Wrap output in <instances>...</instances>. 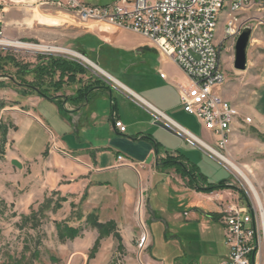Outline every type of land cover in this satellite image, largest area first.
Returning a JSON list of instances; mask_svg holds the SVG:
<instances>
[{
    "label": "crops",
    "instance_id": "obj_1",
    "mask_svg": "<svg viewBox=\"0 0 264 264\" xmlns=\"http://www.w3.org/2000/svg\"><path fill=\"white\" fill-rule=\"evenodd\" d=\"M8 1L19 4L18 0ZM37 1L40 6L56 8L44 3L57 0ZM9 10L7 0H0V28L5 23L3 15ZM13 23L15 28H21L19 35L35 39V21L25 18V12H15ZM70 29V38L49 37L45 41L71 53L46 56L75 60L86 68L87 74L76 77L80 83L62 86L52 99L30 90L26 95L15 92V102L28 110L15 112V120L25 125L26 133L35 123L44 127L48 139L41 154L51 148L61 158L60 164L68 175L74 173L76 185L85 189L97 214L119 204L131 215L138 212L144 225L140 264H226L228 249L220 213L240 205L237 193L230 189L198 192L187 185L180 169L160 165L164 160L179 158L206 184L227 181L215 183L201 173L202 161L211 156L156 123L147 108H154L187 134L211 144V134L181 109L180 91L187 88V77L138 34L96 22H78ZM94 82L95 88L83 101H74L78 88ZM253 93L261 95L248 107V118L264 113V77ZM115 120L125 126L124 134L115 129ZM21 140L23 137L18 136L15 144ZM118 156L122 162L117 161ZM225 186L230 185L225 182ZM166 204L174 207L168 210ZM180 208L186 209L180 213Z\"/></svg>",
    "mask_w": 264,
    "mask_h": 264
},
{
    "label": "rangeland",
    "instance_id": "obj_2",
    "mask_svg": "<svg viewBox=\"0 0 264 264\" xmlns=\"http://www.w3.org/2000/svg\"><path fill=\"white\" fill-rule=\"evenodd\" d=\"M82 1L93 7H105L114 4L116 0ZM7 2L11 10L3 15L5 23L0 28V40L15 41L28 47L15 48L0 44L1 57L8 56L20 63L35 65L36 61L33 60L36 55L71 53L66 48L45 41L49 37H71L70 28L78 22L68 14L66 8L49 9L30 0L13 3L15 5L8 0ZM20 11L25 12V18L34 21L36 14H42L58 17L62 22L59 27L52 28L35 21L36 37L28 38L26 35H19L21 28H15L13 23L15 12L20 14ZM223 11L218 13L216 43L220 45V62L225 83L216 90L222 92L223 98L236 108L239 125L231 130L229 144L221 156L247 175L259 196L264 217V113L257 118L246 117L248 107L261 95L253 91L257 90L264 77V4L250 6L233 16L236 26L240 28L239 35L244 29H250L246 69L243 72H237L233 68L234 44L239 35L235 40H223V23L227 20ZM42 47L51 49L45 50ZM0 66V123L10 126L5 143L2 144L0 140V150L3 152L0 157V264H140L144 225L138 212L133 211L131 215L119 204L97 214L93 209L95 204L88 202L89 196L85 189L76 185L74 173L68 175L60 164L61 158L54 155L51 148L41 154L48 139L44 127L35 123L30 132L26 133L25 125L20 120H15V112L28 111L15 102V92L26 95L27 91L7 77H2L11 75L13 78V68L2 62ZM27 80L30 81V78ZM244 118L251 123L243 124L241 120ZM15 123L18 126L17 133ZM18 136L23 137V140L15 144ZM59 156L63 159L65 157L61 154ZM210 156L211 159L205 157L202 161L201 173L215 183L227 179L225 182L230 186L225 189L235 191L239 200L242 197L240 206L256 210L259 224L263 227L259 207L245 183L228 165ZM12 161L20 166H14ZM218 173L222 177L217 178ZM48 201L50 203L47 207ZM165 207L171 210L174 205L166 204ZM184 209L186 208L177 211L181 213ZM92 212L100 223L111 221L113 226L98 229L92 220H86L87 215ZM33 215L35 217L30 219ZM57 223L75 229L77 235L70 240L61 241L55 227ZM261 248L264 259V237ZM263 259L260 264H264Z\"/></svg>",
    "mask_w": 264,
    "mask_h": 264
},
{
    "label": "built area",
    "instance_id": "obj_3",
    "mask_svg": "<svg viewBox=\"0 0 264 264\" xmlns=\"http://www.w3.org/2000/svg\"><path fill=\"white\" fill-rule=\"evenodd\" d=\"M44 4L66 8L68 14L82 24L102 23L138 34L150 42L160 57L171 60L188 79L187 88L180 91L181 109L211 134V144L187 134L154 108H147L153 112L156 123L221 161L228 146L225 129L234 130L239 125V114L216 90L225 83L220 45L216 43L218 12L220 7H230V14L223 23V40H235L240 28L233 16L250 6L264 4V0H232L229 5H221V0H118L105 7L86 6L77 0ZM242 123L251 121L244 118ZM114 127L120 134L126 131L117 120ZM117 161L122 162L123 158L118 156ZM220 215L228 249L226 264H260L264 229L256 210L234 205L222 210Z\"/></svg>",
    "mask_w": 264,
    "mask_h": 264
},
{
    "label": "trees",
    "instance_id": "obj_4",
    "mask_svg": "<svg viewBox=\"0 0 264 264\" xmlns=\"http://www.w3.org/2000/svg\"><path fill=\"white\" fill-rule=\"evenodd\" d=\"M1 62L14 69L13 78L11 75H2V77H7L9 80L14 82V84L18 85L19 87H23L25 91H33L45 99L54 98V96L61 91L62 86L65 84L70 85L71 83L75 82L80 83L81 80L76 81V77L87 74L86 68L83 67L79 62L58 56L36 55L35 65L20 63L16 59L10 58L8 56H0V63ZM28 78H30V81L27 80ZM95 83L96 82L78 88L74 92V101H83L88 92L95 88ZM68 100L71 99L68 98ZM9 129L10 126L0 123V140L2 144H4L6 141V135ZM2 155L3 152L0 150V157H2ZM160 165L167 168H174L177 170L180 169L182 172L181 177L187 179V185L198 192L212 193L214 191L223 190L227 187L225 186L224 182L217 185L206 184L203 182L204 179L200 175L193 173L190 167L179 158L164 160L160 163ZM240 200H242L241 196ZM49 203L50 202L48 201L47 207ZM56 208L58 209L59 207ZM41 212H43V209ZM34 217L35 215H33L30 219ZM86 220H92L96 227L100 230L106 228L107 226H113V222L111 221L107 223H100L97 219V216L94 215L93 212L87 215ZM55 227L57 229L58 237L61 239V241L70 240L77 235V231L75 229L67 227L64 224L57 223L55 224Z\"/></svg>",
    "mask_w": 264,
    "mask_h": 264
},
{
    "label": "bare ground",
    "instance_id": "obj_5",
    "mask_svg": "<svg viewBox=\"0 0 264 264\" xmlns=\"http://www.w3.org/2000/svg\"><path fill=\"white\" fill-rule=\"evenodd\" d=\"M230 1H232V0H221V5H229ZM221 11H223L225 13V15L227 16L230 14V7H220L218 13H220ZM35 21H37V23L39 25L49 26V27H59L61 22H62V20L58 17L49 16V15L46 16V15H42V14H36ZM0 44L9 45V46L15 47V48L28 47L26 45L19 44L18 42H15V41L9 42L6 40H0ZM33 48H37V47H33ZM42 49L49 50L51 48L50 47H42ZM220 85H222V84H220ZM246 120H249V119H246ZM231 130L232 129H225V138H226L227 144H229ZM221 161L224 162L226 165H228L234 172H236V174L240 177V179L243 181V183H245V185L247 186V188L249 189V191L253 195L254 200L257 203L259 210L261 212V219H262V224H263V229H264V217H263L262 205L260 203L259 196H258L254 186L252 185L251 181L249 180L247 175L244 173V171L241 168L237 167L235 164H233L231 161H229L228 159H226L224 157H221ZM142 242H144V238L142 239Z\"/></svg>",
    "mask_w": 264,
    "mask_h": 264
},
{
    "label": "water",
    "instance_id": "obj_6",
    "mask_svg": "<svg viewBox=\"0 0 264 264\" xmlns=\"http://www.w3.org/2000/svg\"><path fill=\"white\" fill-rule=\"evenodd\" d=\"M249 31L250 29L248 28L244 29L237 37L234 44L233 68L237 72H243L246 69V49L248 45ZM160 127L166 130L163 126ZM12 164L17 167L20 166L16 161H12Z\"/></svg>",
    "mask_w": 264,
    "mask_h": 264
}]
</instances>
